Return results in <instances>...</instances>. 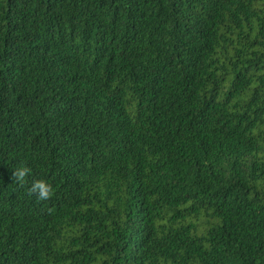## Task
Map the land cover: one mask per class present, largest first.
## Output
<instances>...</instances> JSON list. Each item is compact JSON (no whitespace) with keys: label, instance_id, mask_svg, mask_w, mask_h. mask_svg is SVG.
Listing matches in <instances>:
<instances>
[{"label":"trees","instance_id":"trees-1","mask_svg":"<svg viewBox=\"0 0 264 264\" xmlns=\"http://www.w3.org/2000/svg\"><path fill=\"white\" fill-rule=\"evenodd\" d=\"M0 264H264V0H0Z\"/></svg>","mask_w":264,"mask_h":264},{"label":"clouds","instance_id":"clouds-1","mask_svg":"<svg viewBox=\"0 0 264 264\" xmlns=\"http://www.w3.org/2000/svg\"><path fill=\"white\" fill-rule=\"evenodd\" d=\"M31 168L27 165L14 168L13 177L16 183L24 184L25 178L31 174ZM52 185L45 179H35L32 181L29 187V193L34 194L40 201L47 200L52 194Z\"/></svg>","mask_w":264,"mask_h":264}]
</instances>
